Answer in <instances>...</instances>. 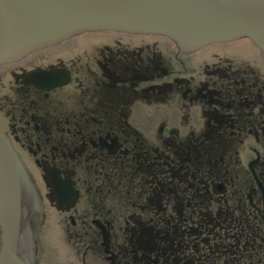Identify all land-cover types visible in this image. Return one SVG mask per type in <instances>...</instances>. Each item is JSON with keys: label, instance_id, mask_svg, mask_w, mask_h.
Listing matches in <instances>:
<instances>
[{"label": "flooded vegetation", "instance_id": "obj_1", "mask_svg": "<svg viewBox=\"0 0 264 264\" xmlns=\"http://www.w3.org/2000/svg\"><path fill=\"white\" fill-rule=\"evenodd\" d=\"M0 128L40 199L39 264H264L251 40L73 35L0 64Z\"/></svg>", "mask_w": 264, "mask_h": 264}, {"label": "water", "instance_id": "obj_2", "mask_svg": "<svg viewBox=\"0 0 264 264\" xmlns=\"http://www.w3.org/2000/svg\"><path fill=\"white\" fill-rule=\"evenodd\" d=\"M99 30L160 35L184 51L247 38L264 53V0H0V64ZM39 253L40 199L0 128V264H39Z\"/></svg>", "mask_w": 264, "mask_h": 264}, {"label": "bare ground", "instance_id": "obj_3", "mask_svg": "<svg viewBox=\"0 0 264 264\" xmlns=\"http://www.w3.org/2000/svg\"><path fill=\"white\" fill-rule=\"evenodd\" d=\"M27 168V167H26ZM49 179H51V178H49ZM67 180V179H66ZM50 182V181H49ZM58 188V187H57ZM55 190V189H54ZM58 197V196H57Z\"/></svg>", "mask_w": 264, "mask_h": 264}]
</instances>
